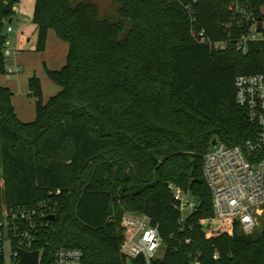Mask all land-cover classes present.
Here are the masks:
<instances>
[{"label": "trees", "instance_id": "trees-1", "mask_svg": "<svg viewBox=\"0 0 264 264\" xmlns=\"http://www.w3.org/2000/svg\"><path fill=\"white\" fill-rule=\"evenodd\" d=\"M112 1L117 19L88 1L36 0V50L52 30L69 45L67 62L47 71L60 87L47 102L41 81L30 80L33 122L18 119L13 92L0 86V207L56 203L43 232L47 264L62 246L82 251L85 264H146L121 252L127 214L159 225L164 254L152 264H264V220L249 235L236 222L212 228L204 176L214 140L243 146L254 138L235 81L264 74V29L247 54L237 48L264 21V0ZM19 3L0 0V75ZM244 5L248 20L227 27ZM194 29L227 49L197 41ZM171 186L198 204L183 224Z\"/></svg>", "mask_w": 264, "mask_h": 264}, {"label": "built area", "instance_id": "built-area-1", "mask_svg": "<svg viewBox=\"0 0 264 264\" xmlns=\"http://www.w3.org/2000/svg\"><path fill=\"white\" fill-rule=\"evenodd\" d=\"M236 13L240 8L235 9ZM13 27L7 25L3 54L11 59L14 51L8 38ZM261 38L256 27L238 42V50L247 54V45ZM201 43L213 46L218 51L227 49L226 42H212L205 32H198ZM14 70L6 76L13 77ZM236 103L247 115L254 129V138L243 146H227L217 141L204 157V176L212 196L214 218L209 225L218 222L228 225L238 223L243 234H253L259 226V216L264 210V74L238 76L235 81ZM3 174L0 165V177ZM0 186L3 181L0 179ZM174 207L181 212V224L196 209L198 204L174 186ZM56 195L60 194L57 190ZM56 203L43 202L34 209L0 207V261L3 264H19L22 252H38V264H47L45 249L49 246L43 232L54 216ZM126 230L121 252L131 262L139 257L146 264L161 259L164 254L163 239L159 225L146 215L127 214L122 221ZM214 258L217 260L219 254ZM53 264H85L84 254L79 249L62 246L54 254ZM189 264H201L198 260Z\"/></svg>", "mask_w": 264, "mask_h": 264}, {"label": "crops", "instance_id": "crops-1", "mask_svg": "<svg viewBox=\"0 0 264 264\" xmlns=\"http://www.w3.org/2000/svg\"><path fill=\"white\" fill-rule=\"evenodd\" d=\"M19 7L16 8L19 12L17 29L13 28V32L8 35L14 54L10 60L6 61V69L14 70L15 74L11 78H8L6 74L0 75V86L9 88L13 92L12 104L18 119L23 123H29L36 119V100L31 96L30 80L36 77L41 81L44 102L55 96L60 91V87L50 80L47 71H58L66 65L69 45L51 30L48 33L45 50L38 52L36 50L37 28L33 21L32 25L24 22L28 20L22 19L21 3ZM261 11L264 16V7ZM32 18L33 13H30V20ZM35 36L36 41L33 42ZM49 81L56 87H52Z\"/></svg>", "mask_w": 264, "mask_h": 264}, {"label": "rangeland", "instance_id": "rangeland-1", "mask_svg": "<svg viewBox=\"0 0 264 264\" xmlns=\"http://www.w3.org/2000/svg\"><path fill=\"white\" fill-rule=\"evenodd\" d=\"M78 1H88V2H91V3H94L95 5H97V7L100 10L101 17H110L112 19H117L118 18L119 7L112 0H77V2ZM20 3H21V11H22L21 13H22V17H23L22 19L23 20L27 19L28 22L27 21H24V22L26 24L29 23V24L32 25L33 23H32V20H30V13L34 14L36 0H20ZM18 7H19V4H18L17 8ZM250 16H251L250 7L244 5L241 8V11H240V14H239L238 18H235L231 23L226 24V26L227 27L237 26V25L239 26V25L242 24V22L244 20H248V18ZM18 22H19V12L16 11L15 16L13 17V21L11 22V25L13 26L14 30L17 29ZM192 33H193V36L195 38H197L198 30L194 29V31ZM29 34H30V32H29ZM35 41H36V36L34 37V41L33 42H35ZM7 60H10V59H7ZM50 85L52 87H54V86L56 87V85H54L52 82H50ZM263 220H264V210L261 212V215L259 216V226H258V228L262 226ZM221 225L222 224H220L218 222H213L211 226H212V228H215V227H218V226H221ZM203 227L206 228V226H203ZM258 228L256 229V231L258 230Z\"/></svg>", "mask_w": 264, "mask_h": 264}, {"label": "water", "instance_id": "water-1", "mask_svg": "<svg viewBox=\"0 0 264 264\" xmlns=\"http://www.w3.org/2000/svg\"><path fill=\"white\" fill-rule=\"evenodd\" d=\"M256 29L259 33H262L264 26L263 22L259 21L256 25ZM217 143V140H214L212 142V145H215ZM50 220L54 219V216L49 217ZM22 261L19 264H38V258H39V253L38 252H33V253H26L22 252Z\"/></svg>", "mask_w": 264, "mask_h": 264}]
</instances>
